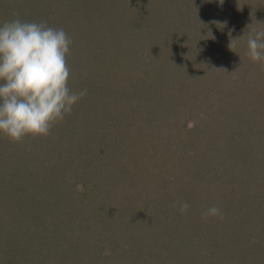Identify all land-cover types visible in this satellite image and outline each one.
Returning <instances> with one entry per match:
<instances>
[{
	"label": "rangeland",
	"instance_id": "rangeland-1",
	"mask_svg": "<svg viewBox=\"0 0 264 264\" xmlns=\"http://www.w3.org/2000/svg\"><path fill=\"white\" fill-rule=\"evenodd\" d=\"M14 19L67 32L87 95L0 134V264H264V67L228 48L264 0H0Z\"/></svg>",
	"mask_w": 264,
	"mask_h": 264
},
{
	"label": "clouds",
	"instance_id": "clouds-1",
	"mask_svg": "<svg viewBox=\"0 0 264 264\" xmlns=\"http://www.w3.org/2000/svg\"><path fill=\"white\" fill-rule=\"evenodd\" d=\"M245 36L247 56L264 67V29L251 24L240 38L229 33L228 48L234 51ZM71 45L64 29L46 23L14 19L0 24V134L17 143L26 136L47 137L87 95L86 89L77 92L69 87ZM77 190L83 191V186L77 185ZM176 207L185 214L190 205L181 201ZM210 217L224 219L215 205L205 210L202 219ZM110 254L105 249L104 255Z\"/></svg>",
	"mask_w": 264,
	"mask_h": 264
},
{
	"label": "trees",
	"instance_id": "trees-1",
	"mask_svg": "<svg viewBox=\"0 0 264 264\" xmlns=\"http://www.w3.org/2000/svg\"><path fill=\"white\" fill-rule=\"evenodd\" d=\"M124 164H126V162L124 163ZM138 164V163H137ZM140 165V167H136V166H134V173L137 175L138 173H140V174H142V173H145L146 172V170H145V168L144 167H141L142 166V164H139ZM118 168H120V166L118 167ZM124 168H126V165H124ZM127 169V168H126ZM120 170H122L121 168H120ZM119 175H122V173L120 172V174Z\"/></svg>",
	"mask_w": 264,
	"mask_h": 264
}]
</instances>
